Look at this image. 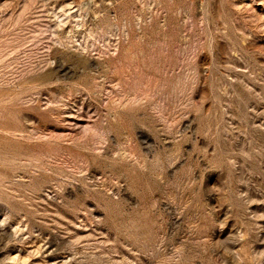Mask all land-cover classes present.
I'll return each instance as SVG.
<instances>
[{
  "label": "rangeland",
  "instance_id": "obj_1",
  "mask_svg": "<svg viewBox=\"0 0 264 264\" xmlns=\"http://www.w3.org/2000/svg\"><path fill=\"white\" fill-rule=\"evenodd\" d=\"M0 264H264V0H0Z\"/></svg>",
  "mask_w": 264,
  "mask_h": 264
}]
</instances>
